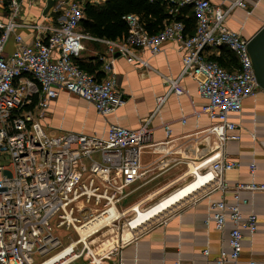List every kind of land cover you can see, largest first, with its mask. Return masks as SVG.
Instances as JSON below:
<instances>
[{
	"label": "built area",
	"instance_id": "built-area-1",
	"mask_svg": "<svg viewBox=\"0 0 264 264\" xmlns=\"http://www.w3.org/2000/svg\"><path fill=\"white\" fill-rule=\"evenodd\" d=\"M164 1L172 12L186 5L193 7L195 32L186 35L185 23L174 20L151 34L138 15L128 13L124 16L126 38L104 39L111 56L102 58L104 76L100 78L75 61L84 49V40L91 37L81 28L85 17L82 0H55L52 12L57 13V19L52 13L49 20L35 22L23 19L27 10L23 0H0V8H7L6 22L0 19V264H123L117 256L118 246L99 249L90 240L119 217L85 237L79 229L124 203L132 192L129 187L144 179L147 172L184 161L162 156L144 165L146 148L156 149L145 126L130 129L111 124L105 136L74 131L51 135L44 130V120L61 91L79 95L102 115L113 113L125 101L113 69L114 53L119 52L130 63L147 65L133 47L157 54L168 40L178 41L185 48L182 73L198 79L199 92L208 99L201 112L213 120L206 136L216 140V146L197 159L194 169H188L187 177L202 175L201 188L216 184L223 192L229 188L236 191L233 203L222 199L210 205L213 213L206 223L214 221L218 229L227 221L232 223L230 252L222 251L218 262L239 259L243 231L255 232L258 219L253 211L244 213L240 204L245 200L238 192L264 189V184L255 182L231 186L224 178L226 170L237 166L225 151L227 141L237 137L231 132L238 124L230 115L242 109L245 98L262 89L249 53V39L226 25L233 8L244 7L245 2L236 0L224 8L213 6L209 0ZM35 2L26 3L33 7ZM54 20L59 23L53 24ZM22 27L35 33L31 44L17 33ZM11 38L15 48L8 51ZM223 46L236 57L237 64L231 69L207 54L208 48ZM166 130L170 133L168 126ZM7 159L10 161L5 164ZM53 222L56 227L73 229L77 238L61 246ZM36 257L42 259L36 263Z\"/></svg>",
	"mask_w": 264,
	"mask_h": 264
},
{
	"label": "crops",
	"instance_id": "crops-1",
	"mask_svg": "<svg viewBox=\"0 0 264 264\" xmlns=\"http://www.w3.org/2000/svg\"><path fill=\"white\" fill-rule=\"evenodd\" d=\"M38 1L40 2L37 3ZM49 1L36 0V4L31 7V4L26 3L27 0H23L27 7L23 19L28 22L49 20L52 13L57 19V13L52 12L55 0H52L53 4L48 11L44 12ZM82 1L85 4L88 0ZM89 1L94 5L105 2ZM209 1L213 6L225 8L236 0ZM244 2V7L233 8L227 17L226 25L250 39L264 25V0ZM154 3L147 14V19L144 18L143 21L141 15L133 13L139 16L145 28L144 21L148 25L153 22L152 31L146 28L149 33L159 32L174 20H182L185 23L186 35L195 32L196 15L193 7L186 5L172 12L171 6L164 0H157ZM43 5L44 15H41L40 9ZM6 12L7 8H0V19L5 22ZM179 16L184 18L177 19ZM58 23L57 20L53 21V24ZM16 31L23 35L29 44L35 39V33L29 28L22 27ZM89 35L91 37L84 40V49L77 58L90 67H96L98 61H101L92 73L103 77L102 58L111 56L104 39H112ZM126 36L115 40H124ZM14 48L15 42L11 38L7 50L13 51ZM133 49L140 58L147 61V65L130 63L119 52L114 53L113 69L125 101L113 113L102 115L94 104L79 95L61 91L50 104L44 125L62 133L74 131L99 136H105L111 124L130 129L145 126L150 131V143L156 146L153 147L156 149L146 148L142 155L144 165H150L162 156L184 161L171 167L156 168L147 172L148 176V173L156 170L165 172L173 167L180 169V172L170 177L163 187L159 188L166 190L187 181L188 169L191 167L193 170L197 159L216 146L215 137H207L205 132L213 124V120L208 114L201 112L208 99L200 94L198 79L182 73L185 54L182 44L168 40L163 43L161 51L157 54H153L148 48ZM207 54L217 58L225 67L231 66L233 60L231 52L226 51L224 46L208 48ZM170 79L176 83L175 87ZM230 118L238 124L231 132L237 137L227 141L225 151L230 159L237 162V166L225 171L226 182L231 186L240 182L264 184V90L260 89L253 96L245 98L242 109L231 114ZM166 126L169 127L170 133L167 132ZM166 150L171 152L167 154ZM201 177H196L192 181ZM139 181L129 187L131 194ZM193 182L179 188L178 191L189 190L195 185ZM215 185L197 190L167 209L158 218L137 229L125 242L111 243L110 247L118 246L117 256L123 264H219L221 252L227 254L230 252L229 232L232 223L227 221L223 229H218L214 221L207 224L206 220L213 213L210 209L212 203L222 199L228 204L233 203L236 191L229 188L223 192ZM178 191L174 192V195ZM238 193L240 198L245 200L240 204L244 213L251 211L256 213L258 228L255 232L243 231L239 259L237 261L228 259L224 264H249L250 261L264 264V189H243ZM125 235L129 236L127 232ZM125 235L123 236L127 238ZM207 249L208 254L205 253Z\"/></svg>",
	"mask_w": 264,
	"mask_h": 264
},
{
	"label": "rangeland",
	"instance_id": "rangeland-1",
	"mask_svg": "<svg viewBox=\"0 0 264 264\" xmlns=\"http://www.w3.org/2000/svg\"><path fill=\"white\" fill-rule=\"evenodd\" d=\"M44 130L48 134H51V135H59L60 133H62L61 131H58V130L56 131L50 127H46L45 125H44ZM9 161L10 160L7 159L5 164H8ZM154 172L148 173V176L146 175L147 177H145L144 179L139 181V183H137V185L134 187V189H135L134 192L128 197L127 201L118 206V209L121 212V215L115 221V224L108 226V227H105L102 230H99L97 233L93 234L90 237L91 242L94 243L95 245L99 246V249H105L107 247H110L111 243L125 242L126 240H128L132 236V235L131 236L125 235L126 231L129 230V227H128L129 220L135 214L132 210H129L131 207L136 206V205H140L141 208H147L148 206H149L148 208H150L153 205H155L161 201H164V199L166 202L168 200V197H164V196H166L170 192L174 191L176 188L180 187L181 185H183L186 182L185 181L184 183L172 186L166 190H160L159 188L163 187V185L166 183V181H168V179L170 177H173L178 172H180V169L173 167L172 169L167 170L165 172L159 171V170H156ZM152 177H154V178L152 179ZM191 179H192V177H188L187 181L189 182ZM148 180H150V181H148ZM191 182H193V181L191 180ZM178 190L179 189L175 190L174 192H176ZM174 192L172 195H174ZM172 195H170V196H172ZM161 198H163V199L161 201H158ZM155 202H157V203H155ZM165 202H163L162 204H164ZM53 225L54 226L56 225L55 222H53ZM55 231L62 240L61 246L66 245L69 241L77 238V234L73 231V229H67L65 227H56L55 226ZM123 235H125L127 238H125ZM41 259L42 258H40V257H36V263H38ZM74 264H78V263H74Z\"/></svg>",
	"mask_w": 264,
	"mask_h": 264
},
{
	"label": "trees",
	"instance_id": "trees-1",
	"mask_svg": "<svg viewBox=\"0 0 264 264\" xmlns=\"http://www.w3.org/2000/svg\"><path fill=\"white\" fill-rule=\"evenodd\" d=\"M156 1L157 0H105L103 4L94 5L88 0L84 4L85 17L81 21V28L83 31L97 37L109 38L112 40L125 37L128 34V25L124 16L128 13H137L141 15V20L143 21L144 18L147 19V14ZM157 4H159V1ZM183 18L184 17L181 18L180 16L177 17V19ZM144 23L146 28L152 31L151 27L153 22H150L149 25L145 21ZM224 48L226 51H230L227 47ZM230 52L233 60L231 61V66L226 67L228 69H231L232 66L237 64L234 53L232 51ZM228 57H230V55ZM209 58L223 65L217 58H212L210 56ZM75 61L90 72H94L101 64V61H98L96 67H90V65L80 61L79 58H75Z\"/></svg>",
	"mask_w": 264,
	"mask_h": 264
},
{
	"label": "bare ground",
	"instance_id": "bare-ground-1",
	"mask_svg": "<svg viewBox=\"0 0 264 264\" xmlns=\"http://www.w3.org/2000/svg\"><path fill=\"white\" fill-rule=\"evenodd\" d=\"M202 176V175H201ZM200 177V176H199ZM192 180V179H191ZM186 181L182 186L176 188L175 190L183 187L186 184L191 183ZM193 183H195L194 186H192L189 190L187 191H183L184 189H181L180 191H178L175 195L170 196L173 194L172 191L169 194H167L164 197H168L167 202L161 201L163 198H161L158 201H161L155 205H153L150 208H141L140 205H136L131 207L129 210H132L135 214L134 216L129 220L128 223V227L129 230L126 231L127 234L129 236L133 235L134 232L139 229L140 227L144 226L145 224H147L148 222L158 218L160 215H162L167 209H169L170 207L174 206L175 204H177L178 202L182 201L183 199H185L186 197L192 195L194 192H196L197 190L201 189V187L203 186L204 183V178L201 177L200 179L194 181ZM163 202H165L164 204H162ZM151 206V205H150ZM145 209V210H144ZM121 212L118 210V208L116 207H112L110 210H108L105 214H103L102 216H100L99 218H96L95 220L91 221L90 223L86 224V226L82 227L79 229L81 235L83 237L87 236L88 234L99 230L101 227H103L105 224L109 223L111 221L112 218H118L120 217Z\"/></svg>",
	"mask_w": 264,
	"mask_h": 264
},
{
	"label": "water",
	"instance_id": "water-1",
	"mask_svg": "<svg viewBox=\"0 0 264 264\" xmlns=\"http://www.w3.org/2000/svg\"><path fill=\"white\" fill-rule=\"evenodd\" d=\"M53 1L50 0L45 13L48 11ZM248 49L252 58L256 78L264 90V25L249 39Z\"/></svg>",
	"mask_w": 264,
	"mask_h": 264
}]
</instances>
